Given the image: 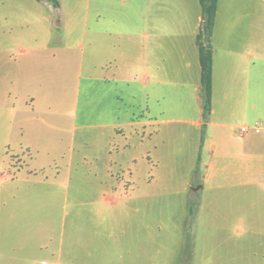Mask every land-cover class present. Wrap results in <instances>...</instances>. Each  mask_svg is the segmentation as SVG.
<instances>
[{"label":"rangeland","instance_id":"rangeland-1","mask_svg":"<svg viewBox=\"0 0 264 264\" xmlns=\"http://www.w3.org/2000/svg\"><path fill=\"white\" fill-rule=\"evenodd\" d=\"M64 1L67 12L60 15L48 1L0 0V249L5 260L30 256L35 264H58L64 259L50 258L49 252H58L62 240L68 249L77 233L80 264H178L176 252H186L191 211L202 194L192 189L204 172L190 143L194 115L174 114L183 121L172 124L173 135L167 134L166 123L129 128L126 139L113 142L111 162L98 158L108 130L96 127L94 107L110 105L124 93L123 103L135 118L159 115L143 110L141 79L106 84L88 74L89 66L82 72L84 50L75 41V47H62L65 30L59 29L76 8L88 14L91 27L93 2ZM257 13L264 47L263 5ZM48 41L52 50L28 49ZM29 55H36L41 67L35 79L27 80L23 70L28 72ZM148 102L158 106L153 99ZM260 120L248 123L239 117V126ZM126 144L130 152L118 156ZM25 191L30 199L19 209L18 196ZM233 233L219 248L212 243L222 264H264V237L251 244L248 234Z\"/></svg>","mask_w":264,"mask_h":264},{"label":"crops","instance_id":"crops-1","mask_svg":"<svg viewBox=\"0 0 264 264\" xmlns=\"http://www.w3.org/2000/svg\"><path fill=\"white\" fill-rule=\"evenodd\" d=\"M59 2L60 6L54 8L65 15L68 5L64 0ZM92 2V26L87 25V13L82 15V12L77 13V8L73 9L66 26L59 29L65 30L62 47H75L73 41L79 44L84 50L80 62L82 72L89 66L86 71L96 81L111 84L141 79L143 101L145 99L142 108L149 114L159 115L135 118L123 103L124 93L116 95L118 100H112L110 105L94 107L93 114L98 117L96 127L108 130L104 137L107 144L98 147L96 155L111 162L113 142L126 139L129 128L151 129L166 123L167 134L173 135L177 129L172 124L183 121L173 117L174 114L192 113L194 118L190 123L194 130L190 143L195 146L197 165L204 167L192 189L202 194L194 201L191 211L193 218L188 225L186 252H176L178 264H222L220 253L211 249L212 243L219 248L220 242L226 241L233 230L237 236L248 234L246 242L251 244L254 240L260 241L259 236L264 237V47L259 41L257 13L264 6V0H219L211 40L212 107L207 116L204 115L197 43L203 21L200 0H131L132 3L125 6L118 0ZM30 39L33 38L30 36L27 41ZM52 48L48 41L28 49ZM35 56H28V72L23 70L27 80L30 75L35 79L36 68L41 67V60L37 61ZM43 63L44 68L50 69V64L45 60ZM39 73L43 77L44 69ZM184 97L186 99L180 103ZM28 99L36 100L35 96ZM149 99L155 100L158 106L150 107ZM165 113L168 118H162ZM206 117L209 120L205 122ZM239 117L248 123L261 119V123L256 124H261L262 130L242 135L240 127L253 125L239 126ZM127 145L118 151V156L130 152ZM107 172L110 174L111 170ZM17 196L15 193L14 198ZM20 196L19 209L27 206L29 191ZM2 240L0 238V246ZM78 241V234H72L65 249V240H62L58 252H49L50 258L64 259L58 264H80ZM20 258L9 255L5 260L0 249V264H8L9 259H14L13 264H35L36 261L28 256L19 262Z\"/></svg>","mask_w":264,"mask_h":264},{"label":"trees","instance_id":"trees-1","mask_svg":"<svg viewBox=\"0 0 264 264\" xmlns=\"http://www.w3.org/2000/svg\"><path fill=\"white\" fill-rule=\"evenodd\" d=\"M54 7H59V0H49ZM203 21L197 35L199 57L202 67V93L204 99V115L207 116L212 107L213 91V46L212 35L218 10L219 0H200Z\"/></svg>","mask_w":264,"mask_h":264},{"label":"built area","instance_id":"built-area-1","mask_svg":"<svg viewBox=\"0 0 264 264\" xmlns=\"http://www.w3.org/2000/svg\"><path fill=\"white\" fill-rule=\"evenodd\" d=\"M242 135H247L251 131L260 132L262 130L261 124H255L253 126H242L240 127Z\"/></svg>","mask_w":264,"mask_h":264}]
</instances>
